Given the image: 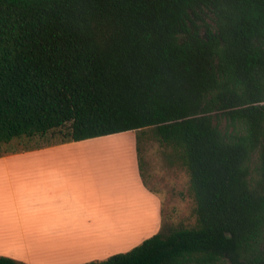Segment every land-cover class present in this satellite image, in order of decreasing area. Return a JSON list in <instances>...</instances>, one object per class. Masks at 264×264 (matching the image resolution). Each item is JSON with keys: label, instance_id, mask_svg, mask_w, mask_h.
I'll return each mask as SVG.
<instances>
[{"label": "trees", "instance_id": "16d2710c", "mask_svg": "<svg viewBox=\"0 0 264 264\" xmlns=\"http://www.w3.org/2000/svg\"><path fill=\"white\" fill-rule=\"evenodd\" d=\"M147 131L195 225L80 264H264V0H0V145ZM0 264H27L0 255Z\"/></svg>", "mask_w": 264, "mask_h": 264}, {"label": "crops", "instance_id": "0c3cea01", "mask_svg": "<svg viewBox=\"0 0 264 264\" xmlns=\"http://www.w3.org/2000/svg\"><path fill=\"white\" fill-rule=\"evenodd\" d=\"M116 134L0 152V255L80 264L125 252L160 231L162 194L144 178L135 133L125 147L97 144Z\"/></svg>", "mask_w": 264, "mask_h": 264}, {"label": "rangeland", "instance_id": "374dc122", "mask_svg": "<svg viewBox=\"0 0 264 264\" xmlns=\"http://www.w3.org/2000/svg\"><path fill=\"white\" fill-rule=\"evenodd\" d=\"M61 133L58 130H51L42 136L13 139L7 144L0 145V152L6 148L57 142L62 139ZM133 133L135 132L118 133L113 138L102 140L97 144L115 142L118 145H109L108 147L117 149L125 147L127 145L124 143V139L130 138ZM134 146L137 152L136 141ZM139 158L144 178L162 194V231L166 234L173 228L193 227L196 222L195 200L189 190L188 173L185 167L176 159L172 149L161 144L152 136L150 131H147L139 143ZM120 226L123 227L120 229L130 232L131 226L129 224Z\"/></svg>", "mask_w": 264, "mask_h": 264}]
</instances>
